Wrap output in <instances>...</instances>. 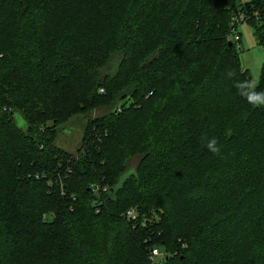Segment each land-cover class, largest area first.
Listing matches in <instances>:
<instances>
[{"label": "trees", "instance_id": "1", "mask_svg": "<svg viewBox=\"0 0 264 264\" xmlns=\"http://www.w3.org/2000/svg\"><path fill=\"white\" fill-rule=\"evenodd\" d=\"M242 17L264 48L263 0H0V264H264ZM100 109L75 153L56 145Z\"/></svg>", "mask_w": 264, "mask_h": 264}, {"label": "rangeland", "instance_id": "2", "mask_svg": "<svg viewBox=\"0 0 264 264\" xmlns=\"http://www.w3.org/2000/svg\"><path fill=\"white\" fill-rule=\"evenodd\" d=\"M243 3H250L253 0H241ZM264 1V0H263ZM253 28L250 27L249 23L247 21L242 22L239 24L237 31H235V34L233 35V39L235 35H240L242 40L239 42V45L241 47V53H240V59L242 63V67L245 70H249L252 75V86L255 87L258 85L260 80V73L262 66L264 64V48L259 46L256 42V39L254 37V33L252 32ZM108 113L107 109H100L96 110L86 116L80 115L79 117H74V124L72 129L68 128L67 132L61 133L60 138L56 141V145L60 148L65 149L66 151L71 152L72 154L76 152V150L81 146V141L83 139V127L82 125L86 123L87 119L89 118H97L104 114ZM80 119V120H78ZM16 124L20 128H24L27 123H25V120L23 119V116L21 113H17L15 115ZM40 121L42 123H47L50 126V129H53L54 123L50 120L45 118H40ZM40 121H37V123H40ZM70 121L69 123H72ZM68 122V121H67ZM67 122H64L68 124ZM42 123L41 127L42 128ZM43 129V128H42ZM139 163V158H134L130 161L129 167L131 168L130 171H128L125 175L121 177L119 180V184L122 185L125 180L133 174L135 168L137 167ZM162 258H158L157 261H163Z\"/></svg>", "mask_w": 264, "mask_h": 264}, {"label": "built area", "instance_id": "3", "mask_svg": "<svg viewBox=\"0 0 264 264\" xmlns=\"http://www.w3.org/2000/svg\"><path fill=\"white\" fill-rule=\"evenodd\" d=\"M240 21L241 22H245V19L242 17ZM234 40H235V42H240L242 40V38L240 37V35H235ZM95 190H96V194H98L100 192L99 187L95 188ZM104 191H106V189H104ZM136 215L137 214H136L135 210H130L127 213L128 219H134L136 217ZM162 257H164V254L159 249L152 250L150 258H151V261L153 263H155V264H164L163 261H157L158 258H162Z\"/></svg>", "mask_w": 264, "mask_h": 264}, {"label": "clouds", "instance_id": "4", "mask_svg": "<svg viewBox=\"0 0 264 264\" xmlns=\"http://www.w3.org/2000/svg\"><path fill=\"white\" fill-rule=\"evenodd\" d=\"M207 147L214 153L218 154L220 152L219 147H217V140L215 138H212L208 144Z\"/></svg>", "mask_w": 264, "mask_h": 264}, {"label": "water", "instance_id": "5", "mask_svg": "<svg viewBox=\"0 0 264 264\" xmlns=\"http://www.w3.org/2000/svg\"><path fill=\"white\" fill-rule=\"evenodd\" d=\"M94 206H95V207H99L100 205H99L98 203L95 202V203H94Z\"/></svg>", "mask_w": 264, "mask_h": 264}]
</instances>
